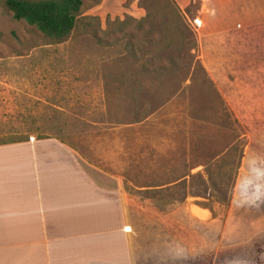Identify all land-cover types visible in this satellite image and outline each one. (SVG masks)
<instances>
[{"label": "rangeland", "instance_id": "1", "mask_svg": "<svg viewBox=\"0 0 264 264\" xmlns=\"http://www.w3.org/2000/svg\"><path fill=\"white\" fill-rule=\"evenodd\" d=\"M3 1L0 143L120 176L136 264H264V0H82L55 43ZM168 45L179 67L145 71Z\"/></svg>", "mask_w": 264, "mask_h": 264}, {"label": "crops", "instance_id": "2", "mask_svg": "<svg viewBox=\"0 0 264 264\" xmlns=\"http://www.w3.org/2000/svg\"><path fill=\"white\" fill-rule=\"evenodd\" d=\"M0 264H136L121 177L55 137L0 144Z\"/></svg>", "mask_w": 264, "mask_h": 264}, {"label": "trees", "instance_id": "3", "mask_svg": "<svg viewBox=\"0 0 264 264\" xmlns=\"http://www.w3.org/2000/svg\"><path fill=\"white\" fill-rule=\"evenodd\" d=\"M3 4L11 12L15 20H22L28 25L33 26L34 29L54 43L65 41L68 38L76 26L83 8L82 0H4ZM119 24L121 25L122 23L119 22ZM146 40L149 42H157L155 36L151 34ZM166 48V50L163 48L159 51L158 57L156 58L157 61L151 68H145V71L151 72L156 76H163L170 69H177L179 67L178 61L184 58L182 52H188V49L177 51L172 45H168ZM44 137L53 136L46 135L37 138ZM55 138L63 141L58 137ZM9 140L8 142H1L0 144L26 139L23 137L20 140H13V138Z\"/></svg>", "mask_w": 264, "mask_h": 264}, {"label": "built area", "instance_id": "4", "mask_svg": "<svg viewBox=\"0 0 264 264\" xmlns=\"http://www.w3.org/2000/svg\"><path fill=\"white\" fill-rule=\"evenodd\" d=\"M34 137H30V140H32ZM129 227H125V229H128Z\"/></svg>", "mask_w": 264, "mask_h": 264}]
</instances>
